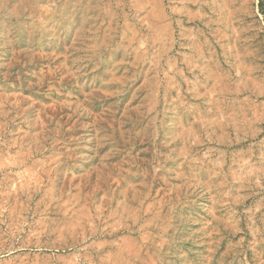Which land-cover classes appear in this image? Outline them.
I'll list each match as a JSON object with an SVG mask.
<instances>
[{
    "label": "rangeland",
    "instance_id": "rangeland-1",
    "mask_svg": "<svg viewBox=\"0 0 264 264\" xmlns=\"http://www.w3.org/2000/svg\"><path fill=\"white\" fill-rule=\"evenodd\" d=\"M0 264H264V0H0Z\"/></svg>",
    "mask_w": 264,
    "mask_h": 264
}]
</instances>
